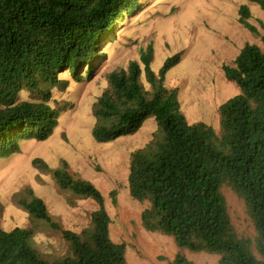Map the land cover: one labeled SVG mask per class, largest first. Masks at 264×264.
Listing matches in <instances>:
<instances>
[{
	"label": "trees",
	"instance_id": "trees-1",
	"mask_svg": "<svg viewBox=\"0 0 264 264\" xmlns=\"http://www.w3.org/2000/svg\"><path fill=\"white\" fill-rule=\"evenodd\" d=\"M142 1L0 0V158L18 151L24 136L45 139L53 132L61 112L48 100L54 88L69 84L62 73L68 70L76 81L90 78L105 57L99 48L113 42L115 26L126 25ZM250 1L264 10V0ZM239 13L240 22L256 33L250 7L243 4ZM154 58L150 44L139 60L108 73L109 87L93 104V136L109 142L155 118L157 132L133 154L128 176L132 196L149 203L144 226L173 236L181 250L219 254L217 264H264V37L263 46L247 43L222 66L241 92L220 106V133L206 122L190 123L178 88L166 84L182 53L168 57L159 74L152 68ZM82 65L88 66L84 75ZM25 91L44 101H21ZM34 163L50 169L61 190L93 198L99 207L89 226L77 232L64 228L45 200L25 188L18 204L33 227L5 230L0 225V264H127L126 244L111 238V216L96 185L74 176L66 162L56 169L38 158ZM225 185L245 200L254 238L241 235L233 224ZM40 223L62 233L68 246L64 255L35 246ZM171 264L195 263L179 252Z\"/></svg>",
	"mask_w": 264,
	"mask_h": 264
},
{
	"label": "rangeland",
	"instance_id": "rangeland-1",
	"mask_svg": "<svg viewBox=\"0 0 264 264\" xmlns=\"http://www.w3.org/2000/svg\"><path fill=\"white\" fill-rule=\"evenodd\" d=\"M243 4L250 7L249 22L257 28L256 33L240 22ZM122 24L115 26L113 42L99 48L105 57L90 78L76 81L68 70L62 73L69 84L54 88L48 100L49 106H59L61 112L53 132L45 139H22L18 151L0 159V225L5 230L33 227L28 212L18 204L19 194L31 187L64 228L81 232L88 227L98 202L61 190L51 170L42 163L35 165L34 160L38 158L52 169L66 162L74 176L90 180L102 192L111 216V238L126 244L127 264H171L179 252L195 264H217L219 254L181 250L173 236L148 230L143 224L142 214L149 203L132 196L128 176L133 154L157 132L155 118L147 119L132 135L99 142L92 133L93 104L109 87L108 73L139 60L141 51L153 44L156 56L152 68L156 73L168 57L183 55L181 62L168 71L166 84L178 88L187 120L206 122L220 133V106L241 92L239 85L226 77L222 66L231 64L247 43L263 46L264 10L250 0H143L125 19L126 25ZM87 68L82 65L80 73L84 75ZM142 81L151 89L145 73ZM222 83L230 85L226 93ZM20 98L44 101L31 98L27 91ZM209 100L213 112L194 117L190 108L194 104L207 108L205 101ZM223 193L237 231L254 238L256 230L245 200L228 185ZM33 241L50 255H64L68 250L62 233L45 223L39 224Z\"/></svg>",
	"mask_w": 264,
	"mask_h": 264
},
{
	"label": "bare ground",
	"instance_id": "bare-ground-1",
	"mask_svg": "<svg viewBox=\"0 0 264 264\" xmlns=\"http://www.w3.org/2000/svg\"><path fill=\"white\" fill-rule=\"evenodd\" d=\"M222 87H223V93H226L229 89H230V85L226 84V83H222L221 84ZM194 100V99H192ZM209 104V106L207 108H200L198 105L194 104L190 109L193 110V116L194 117H198L200 114H209V113H212L214 108L211 104V101H205Z\"/></svg>",
	"mask_w": 264,
	"mask_h": 264
},
{
	"label": "clouds",
	"instance_id": "clouds-1",
	"mask_svg": "<svg viewBox=\"0 0 264 264\" xmlns=\"http://www.w3.org/2000/svg\"><path fill=\"white\" fill-rule=\"evenodd\" d=\"M140 4H141V3H140ZM154 52H155V51H154ZM174 55H175V54H174ZM172 56H173V55H172ZM170 57H171V56H170ZM154 59H155V58H154ZM180 62H181V61H180ZM180 62H179V63H180ZM157 74H159V73H157ZM101 95H102V94H101ZM99 97H100V96H99ZM20 100L23 101L21 98H20ZM195 123H196V122H195ZM144 124H145V123H144ZM23 139H26V137L24 136ZM21 140H22V139H21ZM21 140H20V141H21ZM20 141H19V143H20ZM11 155H12V154H11ZM9 156H10V155H9ZM5 157H8V156H5ZM3 158H4V157H1L0 159H3Z\"/></svg>",
	"mask_w": 264,
	"mask_h": 264
},
{
	"label": "crops",
	"instance_id": "crops-1",
	"mask_svg": "<svg viewBox=\"0 0 264 264\" xmlns=\"http://www.w3.org/2000/svg\"><path fill=\"white\" fill-rule=\"evenodd\" d=\"M155 56H156V53H155Z\"/></svg>",
	"mask_w": 264,
	"mask_h": 264
}]
</instances>
